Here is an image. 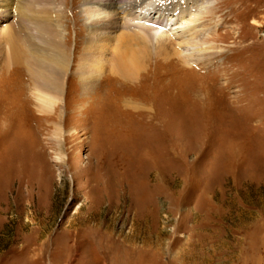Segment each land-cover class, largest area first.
<instances>
[{
  "label": "rangeland",
  "instance_id": "obj_1",
  "mask_svg": "<svg viewBox=\"0 0 264 264\" xmlns=\"http://www.w3.org/2000/svg\"><path fill=\"white\" fill-rule=\"evenodd\" d=\"M82 2L52 0L71 72L50 111L36 113L34 85L3 66L0 38V264H264V0H209L197 47L181 35L189 11L171 12L151 25L170 57L157 36L128 80L109 50L88 91ZM24 7L40 0L0 2V34Z\"/></svg>",
  "mask_w": 264,
  "mask_h": 264
},
{
  "label": "bare ground",
  "instance_id": "obj_2",
  "mask_svg": "<svg viewBox=\"0 0 264 264\" xmlns=\"http://www.w3.org/2000/svg\"><path fill=\"white\" fill-rule=\"evenodd\" d=\"M84 1L82 5L90 6L86 12V16L89 19L87 20L89 25L85 27L87 38L83 42L85 45L81 48L82 54L78 56V75L81 77L78 83L83 86L84 91H88L93 82L103 72V67L106 64L103 56L109 50H113V57H115V61L112 64L113 72L118 73L124 79L132 80L135 76L134 74L141 66L140 60L143 61L146 55L149 56L147 54L149 53V48L158 36L156 29L153 26L151 27V25H155L157 29L165 27L171 21V18H168L171 12H174L175 16L178 17L184 11H189L185 16L193 17L191 20L193 25L188 24L190 26L181 35L183 38L187 37L188 45L197 47L198 44L200 45V35L204 30L200 20L204 15H210L214 10L209 0H172L168 4L158 5L155 8L147 0ZM113 1H117L116 4L118 5H123L120 7L122 15L124 17L125 14L131 15V18H134V22L129 17L126 18V21H122L123 17L114 13L116 11L115 7H110ZM0 2L5 6L8 0H0ZM92 7H100L104 13L107 12L106 16L104 18L100 17L102 13L98 14L100 12ZM51 8L52 0H40V11L37 13H32L25 7L22 8L17 18V24L20 27H10V30H4L0 34V38L4 40L6 47V53L3 56L4 61H2L4 63L3 66L8 67L11 65L12 67V65H15V67H20L17 72L23 78H28L30 83L34 85L36 89L34 94L36 104H34V107L36 108L35 112L39 114L50 111L51 104L60 100L64 90L66 74L70 71L71 65L68 50L60 40L62 30H60L61 26L58 23L59 15L52 12ZM139 9L147 11V14L151 10H156L158 19L148 20L146 16H142V18H139L140 16L136 17ZM3 11H5L4 13L7 12L6 9ZM109 11H112L113 15L110 16ZM118 26L122 27L126 32L110 43L112 40L111 36H109L110 31L112 32ZM27 27L31 31L28 30L29 32L22 33L23 30L28 29ZM156 40L162 49L159 48L160 51H163L167 57L171 56L172 54H169L167 49L169 45L167 43V46H165L163 37L159 35ZM1 51L2 49L0 53ZM196 52L198 53V51ZM173 54L180 57L185 63L194 61L192 59L194 54L182 56L177 49Z\"/></svg>",
  "mask_w": 264,
  "mask_h": 264
}]
</instances>
